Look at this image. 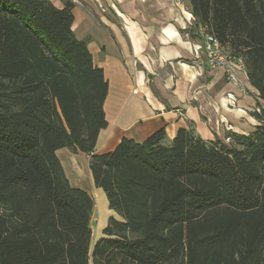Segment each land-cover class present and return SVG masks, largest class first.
<instances>
[{
  "label": "trees",
  "instance_id": "1",
  "mask_svg": "<svg viewBox=\"0 0 264 264\" xmlns=\"http://www.w3.org/2000/svg\"><path fill=\"white\" fill-rule=\"evenodd\" d=\"M193 30L242 59L264 100V0H185ZM73 3L0 0V264H264V109L229 144L180 128L93 153L108 82L72 30ZM90 154L110 216L56 154Z\"/></svg>",
  "mask_w": 264,
  "mask_h": 264
},
{
  "label": "crops",
  "instance_id": "2",
  "mask_svg": "<svg viewBox=\"0 0 264 264\" xmlns=\"http://www.w3.org/2000/svg\"><path fill=\"white\" fill-rule=\"evenodd\" d=\"M50 1L63 8L66 0ZM69 1L72 30L86 41L108 82L103 105L107 126L99 131L93 153L111 151L123 137L141 142L161 128L167 141L185 128L206 141L229 144L230 133L248 134L260 125L255 112L264 109V100L245 67L232 68L230 76L224 66L206 63L198 47L202 29L193 30L195 36L190 32L194 17L185 0ZM79 153L89 168L90 154L67 147L56 151L66 177L65 168L81 170ZM83 190L99 207L92 215L95 241L110 216L122 218L109 208L92 176Z\"/></svg>",
  "mask_w": 264,
  "mask_h": 264
},
{
  "label": "built area",
  "instance_id": "3",
  "mask_svg": "<svg viewBox=\"0 0 264 264\" xmlns=\"http://www.w3.org/2000/svg\"><path fill=\"white\" fill-rule=\"evenodd\" d=\"M198 47L204 53L209 66H224L230 76H232V68L244 67L242 59L226 51L211 33H203V40ZM256 112L260 113L261 109L257 108Z\"/></svg>",
  "mask_w": 264,
  "mask_h": 264
},
{
  "label": "rangeland",
  "instance_id": "4",
  "mask_svg": "<svg viewBox=\"0 0 264 264\" xmlns=\"http://www.w3.org/2000/svg\"><path fill=\"white\" fill-rule=\"evenodd\" d=\"M61 155L62 154L60 153V158L63 160L62 158L63 156L61 157ZM79 163H80V169H81L79 172L75 170H71L70 167L65 168L66 173H67V178H69V180L71 181L70 184L73 187L87 188L91 180V175H90L87 163L82 158V153H79ZM93 211L95 215L98 214L99 207H98L97 201L94 205ZM92 228H93V235H96V224L95 223H92ZM93 235H92V238H93Z\"/></svg>",
  "mask_w": 264,
  "mask_h": 264
}]
</instances>
